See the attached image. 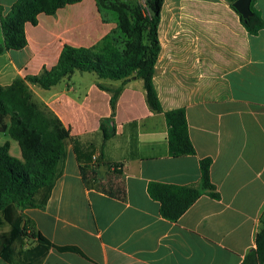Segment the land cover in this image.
<instances>
[{
    "label": "crops",
    "instance_id": "0c3cea01",
    "mask_svg": "<svg viewBox=\"0 0 264 264\" xmlns=\"http://www.w3.org/2000/svg\"><path fill=\"white\" fill-rule=\"evenodd\" d=\"M15 1L0 0V19ZM255 6L264 18V0ZM117 29L116 13L101 10L98 0L40 12L36 23H25L27 45L0 53V85L51 68L65 45L100 49ZM157 36L153 83L163 111L185 108L195 154H169L165 116L149 108L138 76L109 79L75 70L50 88L28 82L32 101L71 135L97 131L100 119L112 114L111 93L99 82L122 86L116 134L104 153L123 165L127 200L87 189L69 144L46 208L24 212L52 241L76 244L93 261L51 249L43 264H240L256 246L264 220V28L250 34L228 0H164ZM0 133V144L8 140L11 154L21 157V149L12 152L15 139ZM202 157L212 159L219 197L203 192L177 221L164 218L149 181L197 183ZM107 169L101 165L99 174ZM0 264L9 263L0 257Z\"/></svg>",
    "mask_w": 264,
    "mask_h": 264
},
{
    "label": "trees",
    "instance_id": "16d2710c",
    "mask_svg": "<svg viewBox=\"0 0 264 264\" xmlns=\"http://www.w3.org/2000/svg\"><path fill=\"white\" fill-rule=\"evenodd\" d=\"M79 0H16L6 16L0 19L5 41L4 49H20L27 45L25 23L37 22L40 12L54 13L58 8ZM164 0H146L147 8L136 5L131 9L133 23L128 19L126 6L109 8L98 0L101 10L114 11L118 29L135 36L140 33L144 42L134 38L127 45L115 43L109 33L102 47L83 48L65 45L58 61L51 68L27 77H18L7 86L0 85V132H7L17 140L21 157L10 152V142L0 144V257L9 264H43L51 251L75 252L93 261L76 244H58L48 238L27 215L26 208L45 209L57 180L64 172L68 146L72 144L82 180L87 189H96L121 201L127 200L123 165L109 160L104 148L116 134L114 119L116 105L122 86H98L111 93L112 114L100 119L99 129L84 135H71L69 129L51 111L39 108L31 99L28 82L50 88L61 78L75 70L95 72L100 78L128 79L138 76L143 80L145 98L149 108L163 113L168 127V145L171 156L195 154L196 149L189 136V126L184 107L163 111L157 95L153 76L160 49L157 26ZM238 12L246 30L253 35L264 28V18L250 1L251 14L244 17L234 6L236 0H228ZM106 7V8H105ZM110 9V10H109ZM9 117V123L6 118ZM201 177L199 182L180 185L161 181H149L147 191L159 201L161 215L177 219L206 192L219 197L211 180V157L199 159ZM101 165L108 167L101 176ZM256 233V246L249 250L240 264H264V220Z\"/></svg>",
    "mask_w": 264,
    "mask_h": 264
},
{
    "label": "rangeland",
    "instance_id": "374dc122",
    "mask_svg": "<svg viewBox=\"0 0 264 264\" xmlns=\"http://www.w3.org/2000/svg\"><path fill=\"white\" fill-rule=\"evenodd\" d=\"M102 2L105 5H107L110 9L111 8H116V7H118L120 9V7H121V5L123 3L127 7L126 8V10H127L126 13L128 15L127 16L128 19L131 21V23H133V18L131 16V9L133 7H135L136 5H138L139 7L142 8V11H145L146 10V6H147L146 0H102ZM111 37H113V39L115 40V43L116 44H119L121 47L124 46V45H127V43L130 42L134 38L140 39L141 42L142 41L144 42V37L140 33H136L135 36H133V35L126 34L123 31L117 30L113 34V36H111ZM0 138L4 140L5 139V135H3L2 133H0ZM12 141L14 142V145H15L12 148V152L18 153L19 152V149H20L19 144L15 140H12Z\"/></svg>",
    "mask_w": 264,
    "mask_h": 264
},
{
    "label": "water",
    "instance_id": "95a60500",
    "mask_svg": "<svg viewBox=\"0 0 264 264\" xmlns=\"http://www.w3.org/2000/svg\"><path fill=\"white\" fill-rule=\"evenodd\" d=\"M251 0H236L234 6L242 13L244 17H247L251 14L250 8Z\"/></svg>",
    "mask_w": 264,
    "mask_h": 264
},
{
    "label": "built area",
    "instance_id": "2783aa9c",
    "mask_svg": "<svg viewBox=\"0 0 264 264\" xmlns=\"http://www.w3.org/2000/svg\"><path fill=\"white\" fill-rule=\"evenodd\" d=\"M146 8H147V6H146Z\"/></svg>",
    "mask_w": 264,
    "mask_h": 264
}]
</instances>
